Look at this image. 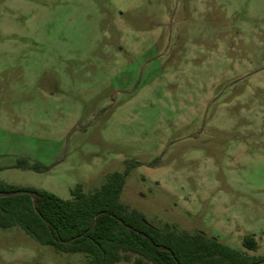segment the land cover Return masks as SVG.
<instances>
[{
    "label": "rangeland",
    "instance_id": "rangeland-1",
    "mask_svg": "<svg viewBox=\"0 0 264 264\" xmlns=\"http://www.w3.org/2000/svg\"><path fill=\"white\" fill-rule=\"evenodd\" d=\"M0 168L64 200L128 170L151 225L264 257V0H0ZM0 264L89 259L0 227Z\"/></svg>",
    "mask_w": 264,
    "mask_h": 264
},
{
    "label": "trees",
    "instance_id": "trees-1",
    "mask_svg": "<svg viewBox=\"0 0 264 264\" xmlns=\"http://www.w3.org/2000/svg\"><path fill=\"white\" fill-rule=\"evenodd\" d=\"M14 168L45 171L25 158ZM127 175L128 170L109 175L90 194L78 184L70 200L46 190L25 189L36 194V206L27 194L0 197V227H20L41 245L62 253L85 254L89 264L130 262L132 255L138 256L136 264H264V257L249 256L201 232L190 233L170 224L162 229L151 225L143 213L121 201ZM14 190L20 189H7L0 183V191ZM243 247L257 250L259 242L247 235Z\"/></svg>",
    "mask_w": 264,
    "mask_h": 264
},
{
    "label": "water",
    "instance_id": "water-1",
    "mask_svg": "<svg viewBox=\"0 0 264 264\" xmlns=\"http://www.w3.org/2000/svg\"><path fill=\"white\" fill-rule=\"evenodd\" d=\"M20 194H27V195H30L32 196V199H33V203H34V206H36V194L32 191H29V190H24V189H20V190H16L14 192H4V191H0V197H11V196H15V195H20ZM120 222H122V220L118 219ZM122 224L127 228V229H130L129 226L125 225L123 222Z\"/></svg>",
    "mask_w": 264,
    "mask_h": 264
}]
</instances>
